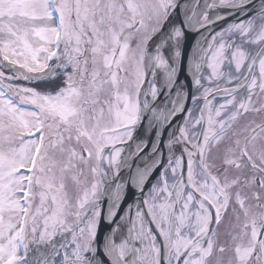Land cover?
Returning <instances> with one entry per match:
<instances>
[{
    "label": "snow or ice",
    "instance_id": "snow-or-ice-1",
    "mask_svg": "<svg viewBox=\"0 0 264 264\" xmlns=\"http://www.w3.org/2000/svg\"><path fill=\"white\" fill-rule=\"evenodd\" d=\"M217 7L246 19L205 35ZM257 93L264 0H0V264H264L260 191L233 194L264 190V123L225 141Z\"/></svg>",
    "mask_w": 264,
    "mask_h": 264
},
{
    "label": "flooded vegetation",
    "instance_id": "flooded-vegetation-1",
    "mask_svg": "<svg viewBox=\"0 0 264 264\" xmlns=\"http://www.w3.org/2000/svg\"><path fill=\"white\" fill-rule=\"evenodd\" d=\"M227 9L228 8L219 7V15L224 16L227 13V11H226ZM242 19H246V17H244ZM242 19H240V20H242ZM240 20H238L236 22H239ZM222 29L223 28L219 29L218 32H220ZM198 41L202 42V39H199V40H197L194 43V45H193V57L197 54V49L199 47ZM190 61H189L188 65H190ZM187 74H188V76L190 78V73L187 72ZM193 91H194V89H193ZM238 99H239V97H238ZM253 104L256 107H260L262 104H264V94L257 93V95H255L253 97ZM188 107H193V108L195 107V105L192 104L190 99L187 101L186 108H188ZM184 115H183V118H184ZM183 118L181 119L180 124L183 122ZM260 123H264V111H261L259 113L250 111V112H247V113L243 114L241 117L238 118L237 122L233 125V129L229 132V137H226L225 141L227 142L229 140V138L234 139L235 136L233 134L235 133L236 135L239 136L241 142H243L244 136L248 135V132L244 130L245 126L246 125L254 126L255 124H260ZM262 135H264V134H262ZM222 147H223V145H222ZM249 147L251 148V145ZM222 171H223V168L220 165H218V168H214L213 169V172L216 173V174H220V173H222ZM245 175H250V173H248V170H246V169L243 170V171H238L236 169H232L229 172V178H232L234 176H240L241 180H243ZM157 178H158V176L156 177V179ZM220 178L223 179V175H220ZM156 179H155V181L152 184L156 183ZM237 190L240 191V194H241L242 197L246 198V200H245L246 205L252 206L254 210H258V209H255V205H256L257 202L254 199H251L253 191H260L261 202H264V190H259V189H255V188H252V187H247V186H244L243 184L238 186V188L233 189V194H235V192ZM147 194H148V190L146 191L145 196ZM137 197H135L134 200L130 201L125 206V208L121 212L120 216H126L128 214V212H129V207L131 206L132 215H133V218H134V213H135V209H136V203L139 200ZM234 199H235V196L233 195V201H234ZM233 206H235V205L233 204ZM100 210L102 211V198H101V202H100ZM230 218H231V207L229 209L228 216L225 217L224 222L220 225V228H219L220 232H224L225 231V228H226ZM232 222L235 223L234 218H232ZM228 255H230V253H226L225 254V259H227Z\"/></svg>",
    "mask_w": 264,
    "mask_h": 264
},
{
    "label": "water",
    "instance_id": "water-1",
    "mask_svg": "<svg viewBox=\"0 0 264 264\" xmlns=\"http://www.w3.org/2000/svg\"><path fill=\"white\" fill-rule=\"evenodd\" d=\"M203 2H204V0H201V4H203ZM255 3L257 4V6H259L260 0L259 1L255 0ZM227 11L228 12L224 15L225 19L216 21L215 24L210 26L209 32H206L205 35H209V33H214L216 31H218L219 29L226 27L228 24H232V23L244 18V16L240 15V14L233 15L232 10H230V9H227ZM218 13H219V7H217L214 10H211L209 14L214 19ZM199 39H202L201 33L196 31V29L194 27L186 29V35L183 38V42H182V50L184 52V64H185V66H188L189 61L192 59V57H193V45ZM179 78H180V81L182 83H186V85L191 83V80L187 74V71L181 73ZM149 79H150V77H149ZM161 99H163V96H161ZM186 106H187V103H186L185 107ZM183 115H184V113H181L179 116H177V118L173 121V125H172L173 127L180 124V121L183 118ZM163 139L166 141L167 134H165ZM128 144L131 146V148L129 150L134 151L136 142L135 141H129ZM150 148H151V145H149V147L147 149H145V151L149 152ZM157 176H158V171L153 176V178L151 179L150 185L155 181ZM147 190H148V188H145L144 195H145ZM135 197L140 199L141 198L140 192L136 188L129 185L128 190L124 194V199L122 200V203H121V209L118 212V217L120 216V214L123 211V209L125 208V206L130 201L134 200ZM107 206H108L107 199L102 198L101 219H100V224H99V228H98V240L101 242V244L103 243L104 239L107 237V235L109 234V232L112 228V225H110L105 219V217L107 215V210H108Z\"/></svg>",
    "mask_w": 264,
    "mask_h": 264
},
{
    "label": "bare ground",
    "instance_id": "bare-ground-1",
    "mask_svg": "<svg viewBox=\"0 0 264 264\" xmlns=\"http://www.w3.org/2000/svg\"><path fill=\"white\" fill-rule=\"evenodd\" d=\"M210 16H211V15H210ZM191 60H192V59H191ZM190 64H191V61H190ZM161 81H162V76H161ZM166 140H167V139H166ZM126 153H127V152H126ZM110 231H111V230H110ZM109 234H110V232H109ZM109 234H108V235H109ZM108 235H107V236H108ZM118 238H119V237H117V239H118Z\"/></svg>",
    "mask_w": 264,
    "mask_h": 264
},
{
    "label": "rangeland",
    "instance_id": "rangeland-1",
    "mask_svg": "<svg viewBox=\"0 0 264 264\" xmlns=\"http://www.w3.org/2000/svg\"><path fill=\"white\" fill-rule=\"evenodd\" d=\"M21 171H22V172H26V170H25V169H21Z\"/></svg>",
    "mask_w": 264,
    "mask_h": 264
}]
</instances>
